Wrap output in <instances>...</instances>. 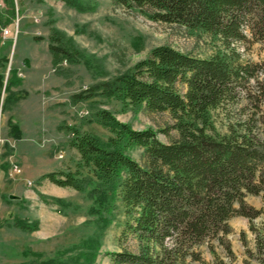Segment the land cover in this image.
Wrapping results in <instances>:
<instances>
[{"label":"trees","instance_id":"1","mask_svg":"<svg viewBox=\"0 0 264 264\" xmlns=\"http://www.w3.org/2000/svg\"><path fill=\"white\" fill-rule=\"evenodd\" d=\"M111 1L137 9L153 22L203 32L221 49L210 58H198L170 46H157L127 73L74 95L76 102L99 96L135 110L168 113L178 139L162 143L151 129L134 130L99 110L94 121L111 136L102 141L89 132L69 128V146L79 155L78 168L43 174L37 184L47 180L79 193L88 190L94 204L90 213L98 216L103 228L114 220L120 203L126 221L119 238L121 251L108 254L112 264H206L198 250L203 244L214 264H231L234 255L225 238L232 231L229 221L235 217L246 219L255 234L256 255L246 249L245 253L257 264H264V228L259 233L251 225L263 212L245 201L247 196L264 194V139L250 129L244 134L232 128L227 134H214L210 121L211 112L237 103L239 94L255 79L257 66L241 62L237 45L249 40L264 44V0ZM9 22L6 19L1 28ZM51 40L55 45L49 48L54 55L68 54L58 45L59 37ZM260 72L264 74V70ZM20 83L16 68H11L6 78L0 74L1 111L21 98L12 91ZM2 93L6 96L1 99ZM8 124L11 137L20 140L19 126L11 120ZM133 148L143 149L144 166L127 154ZM81 169L90 174L84 175ZM53 202L63 204L60 199ZM14 224L28 232L38 228L35 222L29 225L16 220ZM127 240L133 242L132 249L122 245ZM214 240L228 262L214 253L210 245ZM97 245L96 238L85 240L68 260H36L34 264H92ZM22 255L41 259L30 250ZM243 264L250 263L245 260Z\"/></svg>","mask_w":264,"mask_h":264},{"label":"rangeland","instance_id":"2","mask_svg":"<svg viewBox=\"0 0 264 264\" xmlns=\"http://www.w3.org/2000/svg\"><path fill=\"white\" fill-rule=\"evenodd\" d=\"M6 19L10 22L1 28ZM4 28L11 33L7 38H2ZM52 37H59L58 45L68 54L54 55L49 48L55 45ZM161 45L198 58H210L221 49L203 32L153 22L137 9L111 0H12L10 4L0 0V74L6 78L9 70L16 68L21 81L12 88L21 98L6 110L0 109V264L68 260L81 250L82 242L93 238L97 239L98 250L92 264H112L108 254L121 251L119 238L126 221L120 203L114 220L103 228L98 216L90 213L94 204L88 190L79 193L47 180L37 184V180L43 174L78 168L79 155L69 146V128L89 132L102 141L111 136L107 128L94 121L99 110L134 130L151 129L162 143L178 139L168 113L135 110L99 96L77 102L73 99L93 85L127 73ZM237 51L242 63L257 66L255 79L239 94L237 103L211 112L212 131L224 135L232 128L244 134L250 129L264 139V74L260 72L264 70V44L249 40L237 45ZM4 96L2 93L1 99ZM9 120L22 132L18 141L9 133ZM127 154L145 165L143 149L133 148ZM17 169L20 172H15ZM81 171L90 174L88 169ZM54 199L63 204H54ZM246 202L263 212L251 222L256 232L262 233L264 194ZM16 220L29 225L35 222L38 228L23 231L15 226ZM229 226L232 231L225 240L234 255L231 264H243L245 260L257 264L245 253L246 249L256 255L255 234L249 230V222L235 217ZM125 244L129 249L134 247L132 241H122ZM210 245L217 257L228 262L216 240ZM26 250L39 253L41 259L24 257ZM198 250L206 264H214L206 244Z\"/></svg>","mask_w":264,"mask_h":264},{"label":"built area","instance_id":"3","mask_svg":"<svg viewBox=\"0 0 264 264\" xmlns=\"http://www.w3.org/2000/svg\"><path fill=\"white\" fill-rule=\"evenodd\" d=\"M1 33H2V38H7L11 33H10V30L8 28H4L1 30ZM15 172H20V170L17 169V171Z\"/></svg>","mask_w":264,"mask_h":264},{"label":"crops","instance_id":"4","mask_svg":"<svg viewBox=\"0 0 264 264\" xmlns=\"http://www.w3.org/2000/svg\"><path fill=\"white\" fill-rule=\"evenodd\" d=\"M250 197H254V196H247L246 198H245V201H248L249 202V198ZM259 197V196H258ZM230 222V221H229ZM237 256V258H238V255H236ZM203 257H204V254H203Z\"/></svg>","mask_w":264,"mask_h":264},{"label":"water","instance_id":"5","mask_svg":"<svg viewBox=\"0 0 264 264\" xmlns=\"http://www.w3.org/2000/svg\"><path fill=\"white\" fill-rule=\"evenodd\" d=\"M10 198L12 199L13 197L11 196Z\"/></svg>","mask_w":264,"mask_h":264}]
</instances>
